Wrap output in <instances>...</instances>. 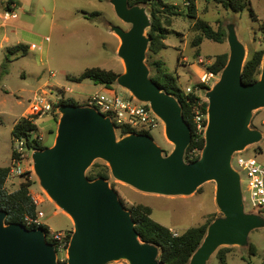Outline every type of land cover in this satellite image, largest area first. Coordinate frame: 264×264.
I'll return each instance as SVG.
<instances>
[{
    "label": "water",
    "instance_id": "obj_1",
    "mask_svg": "<svg viewBox=\"0 0 264 264\" xmlns=\"http://www.w3.org/2000/svg\"><path fill=\"white\" fill-rule=\"evenodd\" d=\"M117 16L131 25L129 31L113 28L120 39L118 50L125 72L116 84L139 102L149 104L165 124L174 151H164L146 134L118 138L110 117L92 107L61 105L55 143L32 155L41 188L74 224L67 264H163L161 249L141 240L132 214L122 204L109 180L90 181L89 169L103 160L111 176L134 189L165 197H190L215 182V202L220 216L209 226L189 264H209L224 247L247 248L252 232L264 227V216L246 213L241 174L233 158L259 144L264 134L252 129L254 112L264 109V58L255 83L242 80L246 49L235 24L226 26L229 60L219 81L206 90L208 125L201 157L187 163L192 129L183 108L150 77L146 65L152 42L146 35L152 22L145 7L130 0H110ZM0 212V264H60L56 248L44 229L6 224Z\"/></svg>",
    "mask_w": 264,
    "mask_h": 264
},
{
    "label": "rangeland",
    "instance_id": "obj_2",
    "mask_svg": "<svg viewBox=\"0 0 264 264\" xmlns=\"http://www.w3.org/2000/svg\"><path fill=\"white\" fill-rule=\"evenodd\" d=\"M17 1L23 6V11L20 8L16 9L14 12L18 18L3 22L5 24L0 29V168H11L13 165L12 154L16 142L14 144L12 142V129L23 116L32 115L30 108L37 93H45L46 99L53 106V111L42 118L37 116L35 122L39 129L37 136L45 146L51 147L57 137L62 117V114L58 113L59 103L62 100L73 99L80 103V106L86 107L89 97L104 92L103 86L96 85L91 80L77 83L71 78H78L92 68H104L120 74L125 72L124 62L118 53L121 42L113 28L129 31L132 27L117 16L110 0ZM163 1L179 5L182 9H185L189 2V0ZM194 1L199 17L216 30L219 26L226 30L227 25H236L238 37L246 49L245 63L254 52L264 50V0H249L254 17L251 15L250 6L241 13H234L207 0ZM7 4L8 0H0V14L7 12ZM140 6L146 8L152 22L150 9L145 5ZM93 13H100L101 16L89 19ZM165 27L170 33L166 40L169 48L150 60L147 52L146 65L150 70V77H156L150 63L162 60L170 72L179 77L183 90L188 94V88L195 91L196 85L203 82L206 76H210L208 67L212 64L209 60L212 56L224 53L230 55L229 45L227 40L225 44L205 40L201 45L203 57L197 58L193 41L199 33L193 28L192 20L183 17L172 18L171 25L165 24ZM149 30L150 28L146 31L147 36ZM19 44L29 47L28 55L25 57H20L21 54L9 55L8 49ZM7 58L11 62H8ZM192 63H197L201 68L202 78H193L189 69V64ZM219 77L220 75L205 84L212 89L219 81ZM114 91L125 97L131 96L129 91L118 84H115ZM197 91L202 99L208 102L205 98L206 90ZM263 122L264 109L254 112L251 128L259 129L264 134ZM147 132L163 149L164 156L174 151L175 146L166 136L164 123ZM117 135L118 138H122L118 130ZM258 145L264 149V140L249 147L243 156L253 158L264 166V155L259 152ZM32 155L23 165L25 174L8 179L6 185L8 191L17 190L21 183L27 180L34 182L30 193L37 201V212L42 215V223L51 230L69 231L73 235L75 228L71 219L60 211L61 209L41 188L34 171ZM96 163L107 164L103 160H96L94 164ZM233 166L241 172L246 213H259L257 212L259 210L253 209L250 205L246 173L236 166V160ZM27 173L30 174L26 175ZM109 182L127 210L138 204L148 206L153 210L152 218L156 222L168 228H175L180 233L203 225L208 215L217 210L215 182L205 184L199 192L190 197H165L140 192L116 181L111 172ZM261 210L262 213L259 214L264 216V208ZM249 242V246L244 249L231 247L233 250L228 256V264H249L248 261L252 264H264V227L252 232ZM250 244L255 245L257 249L255 256H249ZM214 256L209 264L214 261Z\"/></svg>",
    "mask_w": 264,
    "mask_h": 264
},
{
    "label": "trees",
    "instance_id": "obj_3",
    "mask_svg": "<svg viewBox=\"0 0 264 264\" xmlns=\"http://www.w3.org/2000/svg\"><path fill=\"white\" fill-rule=\"evenodd\" d=\"M217 5L222 6L226 11H232L234 13H241L247 7L250 6L252 17L255 16L249 0H207ZM14 0H8L7 12L13 11L12 5ZM189 5L182 9L179 5L169 4L163 0H130V5H145L150 9L152 17V26L149 30V36L152 42L149 47V60L153 56L159 55L162 51L168 49L166 40L170 34L165 24L171 25L172 18L183 17L193 21V28L199 33L193 41V47L196 48V57L201 58V45L205 40H210L218 44H225L227 40V33L223 26H219L216 30L208 22L202 20L198 15L197 5L194 0H189ZM86 15V13H85ZM100 13H93L90 18L99 17ZM165 20V22H164ZM9 55L21 54L20 57H25L29 53V47L24 44H19L8 49ZM19 58V57H18ZM264 58V50L256 51L252 54L251 58L246 62L242 80L245 85H251L255 83L261 75V67ZM8 62H11L7 58ZM180 56L178 57V61ZM212 64L208 67L209 74L217 77L226 67L229 54L224 53L211 57L209 59ZM6 70V63L4 64ZM150 66L154 68L156 77L152 80L167 94L174 96L183 108V115L186 123L192 129V141L186 152L185 160L187 163H194L201 157V152L205 147V138L196 135L193 125V119L195 114L200 111L203 114H207L208 102L202 99V96L197 91L208 90L209 87L201 82L195 87V91L186 94L183 90L180 79L174 73L170 72L166 63L162 60H154L150 63ZM119 77V74L102 68L88 69L83 75L78 78H71L72 81L82 83L85 80H91L96 85H101L107 89L114 90V86ZM61 105L68 106H80V103L73 99L62 100L59 103ZM37 116L26 115L23 116L12 129V142L13 144L19 139H25L27 148L33 150H45V146L40 138L37 136L39 131L36 125ZM120 136L125 137L133 133H137L135 130L120 127ZM138 134L149 135L148 132H140ZM35 136V137H34ZM15 153L12 154V159ZM11 168H0V212L7 214L6 224H21L25 225V217L27 215L37 217V205L30 193L31 187L34 185L32 181H25L21 183L20 187L15 191H8L6 185L9 179ZM27 173L26 175H29ZM87 177L90 181L103 178L110 180V168L105 163H96L88 171ZM201 188L198 190V192ZM125 205V204H124ZM127 207V206H126ZM127 209V208H126ZM128 210L132 214V218L136 223V230L139 233L141 240L145 243L155 245L161 249L160 261L163 264H189L193 254L199 249L204 241L210 224L219 217L220 214H212L208 217L206 222L196 228H191L184 233L175 237L170 228L165 227L153 218V210L143 204L129 207ZM262 213L260 209L257 211ZM42 229L46 233H49L47 226H42ZM231 247L221 248L214 256V261L211 264H228V256L232 253ZM257 249L255 245L250 244L249 256H255ZM244 260L246 258L243 257ZM252 264L251 261H248Z\"/></svg>",
    "mask_w": 264,
    "mask_h": 264
},
{
    "label": "built area",
    "instance_id": "obj_4",
    "mask_svg": "<svg viewBox=\"0 0 264 264\" xmlns=\"http://www.w3.org/2000/svg\"><path fill=\"white\" fill-rule=\"evenodd\" d=\"M186 5H189V3ZM5 18L9 21L18 18V16L14 11H10L6 12ZM212 79H216V77L210 74V76H206L203 82L208 84L207 81H211ZM187 92L191 93L192 89L188 88ZM45 95V93H37L35 95L30 108L32 115L42 118L44 115L53 111V106L46 99ZM87 103L89 107L95 108L107 117H110L118 131L120 127H126L135 130L137 133L147 132V130L155 129L163 124L149 104L139 102L132 95L130 97H125L115 91L106 90L101 94L89 97ZM193 125L196 135L205 138L208 125V113L203 114L198 111L194 116ZM34 151L33 149L27 148L25 139L16 141L13 150L15 156L12 159L13 165L11 166L9 178L20 177L25 174L23 165L27 163V160ZM243 153L236 154L233 158V163L236 160V166L246 173L250 205L253 209L260 210L264 208V166L253 158L244 157ZM234 169L241 174L235 167ZM32 198L35 201L34 197ZM35 203L37 205V201H35ZM41 217L42 215L40 213H38L37 217L27 215L25 217V226L28 229H38L42 226H46L42 223ZM48 230L49 233H46L47 240L55 246L58 262L60 264H67L72 238L71 233L69 231H54L49 227ZM171 233L175 237L179 236V234L173 230H171ZM115 264L128 263L122 261Z\"/></svg>",
    "mask_w": 264,
    "mask_h": 264
},
{
    "label": "crops",
    "instance_id": "obj_5",
    "mask_svg": "<svg viewBox=\"0 0 264 264\" xmlns=\"http://www.w3.org/2000/svg\"><path fill=\"white\" fill-rule=\"evenodd\" d=\"M15 1V5H12V9H13V11H15L16 9H18V8H20V10L21 11H23V6H20L21 5V3L19 2V1H17V0H14ZM5 14L6 13H1L0 14V18L2 19L1 21H0V29L3 27V25L5 24V23H3V22H7V20H6V18H5ZM10 21V20H9ZM2 22V23H1ZM167 44V43H166ZM168 45V44H167ZM169 46V45H168ZM119 50V49H118ZM202 57H203V55H202ZM201 57V58H202ZM123 62V61H122ZM212 62V61H211ZM124 64V63H123ZM102 69H104V68H102ZM189 69H190V73H191V75L193 76V78L194 79H196V78H199V77H201V75H202V70H201V68L197 65V63H192V64H189ZM117 74H119V75H121L120 73H117ZM123 74V73H122ZM202 78V77H201ZM104 87V86H103ZM106 90H110V89H107L106 87H104V92L106 91ZM111 91H114V90H111ZM264 125V124H263ZM264 140V139H263ZM54 143H55V141H54ZM54 145V144H53ZM258 150H259V152L262 154V155H264V149L261 147V146H259L258 145ZM217 206V205H216ZM61 211V210H60ZM62 212V211H61ZM64 213V212H63ZM216 213H218V214H220L219 213V210H218V207H217V210L213 213V214H216ZM65 214V213H64ZM66 215V214H65ZM212 215V214H211ZM68 216V215H67ZM210 216V214L208 215V217ZM69 217V216H68ZM70 218V217H69ZM218 218V217H217ZM208 218H206L205 219V222H206V220H207ZM72 221V220H71ZM73 223V222H72ZM170 230H173V231H175V232H177L178 234H181L180 232H178V231H176L175 230V228H170Z\"/></svg>",
    "mask_w": 264,
    "mask_h": 264
}]
</instances>
